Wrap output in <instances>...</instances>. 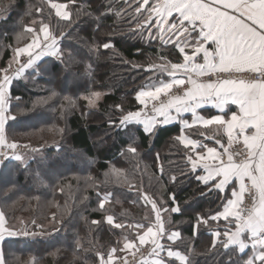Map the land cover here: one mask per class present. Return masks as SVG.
Here are the masks:
<instances>
[{
  "label": "trees",
  "instance_id": "16d2710c",
  "mask_svg": "<svg viewBox=\"0 0 264 264\" xmlns=\"http://www.w3.org/2000/svg\"><path fill=\"white\" fill-rule=\"evenodd\" d=\"M57 2L69 5L75 25L61 42L66 53L63 62L45 58L11 86L12 97L21 99L11 102L15 119L6 124V138L37 144L42 151L31 155L26 166L12 160L0 167V210L7 227L19 219L26 225L10 228L17 237L2 244L5 264H97V252L107 254L113 247L120 248L125 236L135 235V229L127 226L146 223L145 217L153 215L143 199L145 193L167 202L166 206H172L170 194L175 193L182 213L164 214L166 227L181 233L182 239L172 247L187 254L190 264H227L229 256L237 259L232 249L211 246V233L223 230L225 222L201 225L194 235L197 213H215L224 196L208 192L189 173L188 150L176 139L180 125L159 127L153 136L144 135L136 125L123 131L110 126L111 120L120 119L117 105L125 112L141 107L135 95L149 83L148 77L152 82L167 79L166 74L153 75L132 65L160 63L161 56L177 62L181 57L176 49L155 41L149 44L133 33L137 0ZM4 7L9 8L7 13ZM37 7L43 8L42 14L35 13ZM0 9V69L8 68L14 50L31 40L30 33L24 32L20 40L17 36L32 20L43 19L53 29L69 31L54 10L49 16L46 0H0ZM29 11L31 16L26 15ZM109 40L114 49L96 50V45ZM93 93L100 97L91 107L85 97ZM133 143L138 147L134 156L126 151ZM173 174L178 177L175 183L169 179ZM98 191L112 194L104 210L99 209ZM107 215L125 228L109 225ZM93 220L100 223L93 224ZM173 264L180 263L175 260Z\"/></svg>",
  "mask_w": 264,
  "mask_h": 264
},
{
  "label": "snow or ice",
  "instance_id": "6c2138e0",
  "mask_svg": "<svg viewBox=\"0 0 264 264\" xmlns=\"http://www.w3.org/2000/svg\"><path fill=\"white\" fill-rule=\"evenodd\" d=\"M46 2L49 16L54 10L55 16L65 22L69 31L50 28L43 19L32 20L31 25H24L23 32L17 36L19 40L24 32L33 34L24 47L14 50L20 65L14 70L15 75L9 74L10 66L0 69L3 73L0 75V167H6L12 160L27 165L25 157L16 152L17 142H9L6 138V124L15 119L10 111L11 102L21 99L11 95L14 79L27 70H35L45 57H55L63 62L66 53L61 42L75 27L68 4L57 0ZM71 3L75 5V0ZM122 3H130V0H122ZM35 13L42 14L43 8L37 7ZM32 14L26 12V15ZM133 17L134 34L139 33V37L149 44L155 41L162 46L170 45L181 59L172 62L161 56L160 63H149L147 67L133 64V68H143L153 75L166 74L169 79L152 82V77H148L149 83L135 95L141 107L125 112L117 105L121 116L119 121L111 120L110 126L118 131L127 130L131 125L140 126L146 136L155 135L159 127L178 119L186 127L200 123L205 128L216 125L222 129L227 147L221 139H215L222 151L197 139L183 135L176 137L188 150L185 158L189 173L208 192L216 191L224 196L221 208L215 213H197L194 235L199 226L222 219L225 222L223 230L217 228L211 233L212 248L219 245L226 251L232 249L237 259L229 256L227 264H239L240 260L243 264H264V0H137ZM129 23L131 26L132 17ZM100 47L114 49L115 44L109 40L95 46L96 50ZM67 55L70 57L71 52ZM99 95L93 93L92 97ZM92 97L85 99L94 105ZM206 105H211L220 114L207 118L199 115L197 110ZM229 105L236 106L230 114L227 111ZM185 113L193 117L191 124L182 119ZM181 132L183 134V128ZM126 151L134 156L138 147L129 144ZM160 172L163 174L162 167ZM189 173L181 172V175ZM169 179L175 183L178 177L173 174ZM245 194L250 204L245 203ZM97 195L100 197L99 209L104 210L105 201H109L112 194L98 191ZM143 199L150 204L153 215L145 217L146 223L127 226L135 229V235L131 239L125 236L121 248L113 247L107 254L97 252V264H113L114 256L121 264H129L127 258H121L117 253L129 251L135 257L145 245L150 249L148 255L154 259L150 262L142 259L138 264H173L175 260L190 264L187 254L172 247L182 239L181 233L170 232L166 227L164 214L182 213L175 193L170 194L172 206H166L167 202L146 193ZM105 221L116 229L125 228L124 224L115 222L113 215H107ZM92 223L100 221L93 220ZM5 233L17 235L5 226L4 213L0 212V242L4 241ZM245 256L247 259H243ZM0 264H5L2 255Z\"/></svg>",
  "mask_w": 264,
  "mask_h": 264
},
{
  "label": "crops",
  "instance_id": "0c3cea01",
  "mask_svg": "<svg viewBox=\"0 0 264 264\" xmlns=\"http://www.w3.org/2000/svg\"><path fill=\"white\" fill-rule=\"evenodd\" d=\"M22 58H24V57L22 56ZM23 78H24V76L22 77V79ZM168 79H169V77L167 76L166 80H168ZM174 91H177V90L174 89ZM235 110H236V106L235 105H229L228 106L227 111L229 112V114H230L231 111H235ZM197 111H198L199 115H202V116H204L206 118L210 117L212 115L220 114L219 111L217 109H215L214 107H212L211 105H206L204 108L198 109ZM173 114H175V113H173ZM182 119L188 120L189 123L191 124V121L193 120V117L191 116L190 113H185L183 115ZM174 124L180 125L181 130L183 128V134L181 132L180 136L183 135V136L190 137L192 139L200 140L203 144H207L210 147H217L218 150L222 151L220 146L215 143V139H221V142L225 145V147H227V138L223 134V130L219 129L218 126H216V125H210L207 128H205L200 123H197V124H195V125H193L191 127H186V126L182 125L181 120L178 119V120H175V121L171 122L170 124H168L166 126L174 125ZM201 133H204V135H201ZM206 137H214V138L213 139H207ZM219 221L224 222L222 219L219 220ZM14 237H17V235L8 236L7 233H5V239L14 238ZM3 242L4 241L0 242V255H2V257H3V254H2V244H3ZM165 243H170V242L165 241ZM145 246H144V248H145ZM142 259L145 260V261L150 262L152 259H154V257L149 256L148 252H143V253H141L139 258H136V260L129 261V264H138V262L140 260H142Z\"/></svg>",
  "mask_w": 264,
  "mask_h": 264
},
{
  "label": "rangeland",
  "instance_id": "374dc122",
  "mask_svg": "<svg viewBox=\"0 0 264 264\" xmlns=\"http://www.w3.org/2000/svg\"><path fill=\"white\" fill-rule=\"evenodd\" d=\"M0 11H1V9H0ZM2 11H4V13H7V12L9 11V8L4 7V8H2ZM0 18H1V16H0ZM50 28H51V27H50ZM40 35H41V37H42V33H41ZM19 40H20V39H19ZM19 46H21V45H19ZM23 47H24V46H23ZM46 58H48V57H46ZM24 59H25V58L20 57L21 62H22ZM44 59H45V58H44ZM17 64H18V63L16 62V53H15V54H14V57H13V63H12L11 65H9V66H10V68H14ZM8 68H9V67H8ZM29 71H32V70H31V69H30V70H27V71H26L24 74H22L21 76L16 77V78L14 79L13 83H14L15 81H17V80L22 79L23 76H24V79H25V78H26V74H27ZM0 75H3V73L0 72ZM12 85H13V84H12ZM99 97H100V96H99ZM99 97H98V98H99ZM98 98L93 97L95 103H94V105L89 104V106L94 107L95 104H96V102H97L96 100H97ZM17 144H18L19 147H21V148H27V150L21 154L22 156L25 157V160H28V159L30 158L31 155H33V154H37L38 152H41V151H42V148H41L39 145H37V144H33V143H30V142H26V141L21 142V141H18ZM24 145H27L28 147H24ZM33 148H35L36 151H34ZM112 172H113V173H119V171H118V170H115V169H112ZM0 212H1V210H0ZM21 221H22V220H20V219L17 220V222H16L13 226H10V228H11V229H16V230H18V227H19L20 225H23V226L25 227V226H26L25 223H22ZM7 222H8V221H7L6 217H5V225H6V226H8V225H7ZM123 242H124V238H123L122 241H121V246H120V248L122 247ZM137 243H138V241H137ZM149 250H150V249H149V246L146 245L145 248L143 247V248L141 249L140 252H136L135 257H134V256L132 255V253L129 252V251L119 252V254L117 253V255H120L121 258H127L128 261H133V260H136V258H139L140 255H141V253H143V252H149ZM105 258H106V256H105ZM3 259H4V258H3ZM113 264H121V260H120V259H117L116 256H114V257H113Z\"/></svg>",
  "mask_w": 264,
  "mask_h": 264
},
{
  "label": "built area",
  "instance_id": "2783aa9c",
  "mask_svg": "<svg viewBox=\"0 0 264 264\" xmlns=\"http://www.w3.org/2000/svg\"><path fill=\"white\" fill-rule=\"evenodd\" d=\"M23 62V61H22ZM20 65L19 64H17L14 68H10V71H9V74L10 75H15V69H17L18 67H19ZM233 147H236V145H233ZM27 150V148H21V147H18L17 149H16V152L18 153V154H22L23 152H25ZM33 150L34 151H36V149L35 148H33ZM250 199H249V197H248V195L247 194H245V203L246 204H250Z\"/></svg>",
  "mask_w": 264,
  "mask_h": 264
}]
</instances>
